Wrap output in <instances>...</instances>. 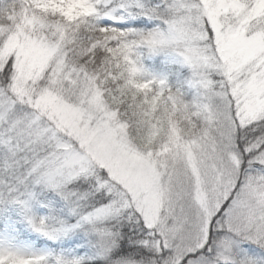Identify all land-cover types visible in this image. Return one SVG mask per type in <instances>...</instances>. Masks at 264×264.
Returning a JSON list of instances; mask_svg holds the SVG:
<instances>
[{"label": "snow or ice", "instance_id": "6c2138e0", "mask_svg": "<svg viewBox=\"0 0 264 264\" xmlns=\"http://www.w3.org/2000/svg\"><path fill=\"white\" fill-rule=\"evenodd\" d=\"M26 4L0 32V208L65 255L0 264H264V0ZM141 46L187 76L140 79Z\"/></svg>", "mask_w": 264, "mask_h": 264}, {"label": "trees", "instance_id": "16d2710c", "mask_svg": "<svg viewBox=\"0 0 264 264\" xmlns=\"http://www.w3.org/2000/svg\"><path fill=\"white\" fill-rule=\"evenodd\" d=\"M15 1L16 0H0V6H7ZM126 22L134 28L138 23L134 20ZM134 57L138 64L150 69L154 74L167 79L166 82L170 86H174L178 83V77L183 79L188 74L187 70L176 62L175 57L168 55L163 51L141 46L134 49ZM20 215L21 213L18 210L0 208V236L6 234L14 238L16 242L25 244H35L37 246L47 244L49 245L50 250L56 249L57 251L60 248L51 243H42L33 231L29 230L28 227L21 223ZM35 240H37V243H34ZM51 252L53 251L51 250Z\"/></svg>", "mask_w": 264, "mask_h": 264}, {"label": "rangeland", "instance_id": "374dc122", "mask_svg": "<svg viewBox=\"0 0 264 264\" xmlns=\"http://www.w3.org/2000/svg\"><path fill=\"white\" fill-rule=\"evenodd\" d=\"M0 7H1L0 8V32L6 31L8 29L19 28L20 24L24 22V9L27 7L26 0H16L14 3H10L7 6H0ZM101 22L103 23V21ZM108 23H112V21H108ZM138 66H139L140 73H141L139 78L142 80H148V79H153L157 81L161 79L164 81L167 80L161 76H158L157 74H154L153 72L150 71V69L143 67L140 64H138ZM9 243H13L19 246L20 248H22V250L26 252L30 251L32 246L35 245V244H25V243L16 242L14 238L6 234H3L0 236V245H7ZM34 243H37V240H35ZM46 243H51V241H46ZM37 247L43 249L45 247V244H42L41 246H37ZM47 254L49 255L50 258H53V259H59L61 256L65 255V253H63L60 250V248L55 252H51L49 248Z\"/></svg>", "mask_w": 264, "mask_h": 264}]
</instances>
